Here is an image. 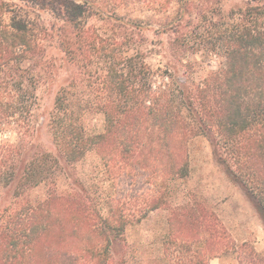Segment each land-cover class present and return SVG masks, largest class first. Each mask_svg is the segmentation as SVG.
<instances>
[{
  "label": "trees",
  "instance_id": "trees-1",
  "mask_svg": "<svg viewBox=\"0 0 264 264\" xmlns=\"http://www.w3.org/2000/svg\"><path fill=\"white\" fill-rule=\"evenodd\" d=\"M223 1L0 0V134L9 136L0 139V192L42 185L89 149L114 189L91 203L72 175L82 193L53 191L1 220L0 264H109L127 229L166 204L163 194H149L153 188L189 176L197 136L209 140L264 224V0L228 16ZM152 27L165 35L162 55L170 57L157 69L139 47ZM205 37L214 41L206 57L219 65L196 80L187 55ZM62 69L70 80L44 117L52 154L37 141L38 92ZM78 87L89 91H72ZM86 107L103 114L102 132L86 131ZM210 238L222 236L212 230Z\"/></svg>",
  "mask_w": 264,
  "mask_h": 264
},
{
  "label": "rangeland",
  "instance_id": "rangeland-1",
  "mask_svg": "<svg viewBox=\"0 0 264 264\" xmlns=\"http://www.w3.org/2000/svg\"><path fill=\"white\" fill-rule=\"evenodd\" d=\"M248 1L224 0L220 10L228 16L233 10L245 7ZM144 38L146 40L139 47L142 53L147 54L149 66L157 69L162 62L167 63L170 57H164L161 48L166 42L165 35L157 34L152 27L144 30ZM213 42L205 37L197 50L187 55L195 64L196 80L205 77L209 71H215L219 65L218 57H206ZM69 80L70 74L62 69L57 77L41 85L38 92L36 127L40 133L37 141L52 154H56L55 140L44 117H50L59 88ZM72 91L79 94L89 89L78 87ZM80 120L89 134L104 130V116L94 107H86ZM2 137L9 136L0 134V139ZM22 141L24 139H20V144ZM189 164L188 177L153 188L149 194H163L166 204L127 229L126 242L114 245L109 264H264V224L243 189L217 163L206 137L197 136L191 141ZM62 168L42 185L30 187L20 194L15 189H2L0 224L9 215L23 213L24 207L45 201L53 191L81 192L73 186L72 175L86 187L87 199L91 203H99L114 193L104 161L93 149H89L72 167L63 163ZM212 230L222 236L219 242L211 240ZM219 248H225L227 252L209 259Z\"/></svg>",
  "mask_w": 264,
  "mask_h": 264
},
{
  "label": "crops",
  "instance_id": "crops-1",
  "mask_svg": "<svg viewBox=\"0 0 264 264\" xmlns=\"http://www.w3.org/2000/svg\"><path fill=\"white\" fill-rule=\"evenodd\" d=\"M210 264H214L213 262H211Z\"/></svg>",
  "mask_w": 264,
  "mask_h": 264
}]
</instances>
